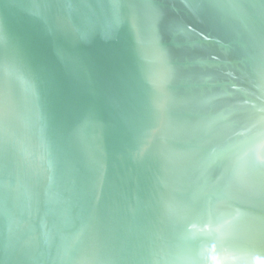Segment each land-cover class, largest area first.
Masks as SVG:
<instances>
[{
  "label": "water",
  "instance_id": "95a60500",
  "mask_svg": "<svg viewBox=\"0 0 264 264\" xmlns=\"http://www.w3.org/2000/svg\"><path fill=\"white\" fill-rule=\"evenodd\" d=\"M264 0H0V264H262Z\"/></svg>",
  "mask_w": 264,
  "mask_h": 264
},
{
  "label": "snow or ice",
  "instance_id": "6c2138e0",
  "mask_svg": "<svg viewBox=\"0 0 264 264\" xmlns=\"http://www.w3.org/2000/svg\"><path fill=\"white\" fill-rule=\"evenodd\" d=\"M262 264H264V262H262Z\"/></svg>",
  "mask_w": 264,
  "mask_h": 264
}]
</instances>
